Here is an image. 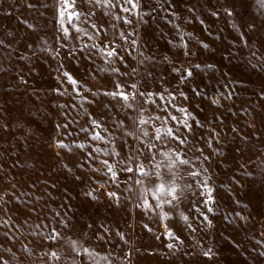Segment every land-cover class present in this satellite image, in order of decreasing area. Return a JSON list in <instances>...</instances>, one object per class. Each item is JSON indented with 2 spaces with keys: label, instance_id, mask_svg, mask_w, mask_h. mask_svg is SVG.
<instances>
[{
  "label": "rangeland",
  "instance_id": "obj_1",
  "mask_svg": "<svg viewBox=\"0 0 264 264\" xmlns=\"http://www.w3.org/2000/svg\"><path fill=\"white\" fill-rule=\"evenodd\" d=\"M59 10L0 0V264H264V8Z\"/></svg>",
  "mask_w": 264,
  "mask_h": 264
},
{
  "label": "snow or ice",
  "instance_id": "obj_2",
  "mask_svg": "<svg viewBox=\"0 0 264 264\" xmlns=\"http://www.w3.org/2000/svg\"><path fill=\"white\" fill-rule=\"evenodd\" d=\"M88 2L91 3L92 0H88ZM96 2L99 3L100 0H96ZM109 2H110V0H109ZM165 2H167V0H165ZM256 2H257V5L259 7L264 8V0H256ZM76 3H77V0H59V4H60L59 15H60L61 20H63V17L65 16V13L68 11V9L76 7ZM117 3H119V0H117ZM124 3L125 4H131L134 9L138 8L140 6V0H124ZM29 7H33V6L29 5ZM122 10L125 11V12L129 11V9L127 7L123 8ZM144 14L145 15H150V13H148V12H146ZM227 14L229 16L233 15V13L231 11H229ZM81 15H83V14L79 13V12L69 13V22L71 21L72 18L79 19ZM125 22L127 23V22H130V21L126 20ZM65 35H67L66 31H65ZM204 47H207V45H204ZM108 55L112 56V55H114V52H110V53H108ZM197 67H199V65H197ZM208 67L211 68L212 66L209 65ZM65 75H68V74L65 73ZM191 76H192V72L191 71H187V75L185 77H182V80L183 79H187V78H189ZM69 80H70L71 83H73L75 85L76 82L74 80H72L71 77H69ZM194 91H195V89H194ZM110 95L116 96L117 93H110ZM121 98L124 99V100H127V97L124 96V95H121ZM181 111H186V110L181 109ZM173 119H175V117H173ZM185 127L186 128L188 127L187 122H185ZM169 134H170V130H169ZM92 138L93 139H101V137H99L98 135L97 136H93ZM61 146L63 147V145H61ZM182 163L187 164L188 161H182ZM108 167H109V170H111V166L109 165ZM160 191L163 192L164 190L161 189ZM172 191H175V190L173 189ZM205 191L207 193V199L205 201V204L213 203L214 201H213V197H212V189L208 188L205 185ZM109 195L114 196L115 194L114 193H110ZM208 211L211 212L212 209L208 208ZM185 219H187V218H185ZM205 219H207V217H205ZM169 247H171V245H169ZM85 251L87 252L88 250L85 249ZM210 252H211V249H209V252L205 253V255H209ZM52 255L56 256V253H52Z\"/></svg>",
  "mask_w": 264,
  "mask_h": 264
}]
</instances>
